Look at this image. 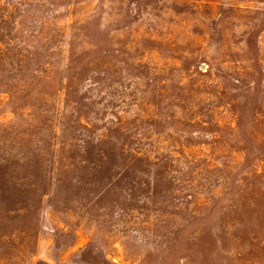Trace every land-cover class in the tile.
I'll use <instances>...</instances> for the list:
<instances>
[{
    "label": "rangeland",
    "instance_id": "rangeland-1",
    "mask_svg": "<svg viewBox=\"0 0 264 264\" xmlns=\"http://www.w3.org/2000/svg\"><path fill=\"white\" fill-rule=\"evenodd\" d=\"M0 264H264V0H0Z\"/></svg>",
    "mask_w": 264,
    "mask_h": 264
}]
</instances>
